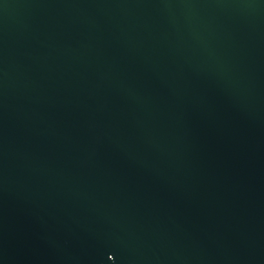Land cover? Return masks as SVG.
I'll return each instance as SVG.
<instances>
[{"label": "water", "instance_id": "obj_1", "mask_svg": "<svg viewBox=\"0 0 264 264\" xmlns=\"http://www.w3.org/2000/svg\"><path fill=\"white\" fill-rule=\"evenodd\" d=\"M0 264H264V0H0Z\"/></svg>", "mask_w": 264, "mask_h": 264}]
</instances>
